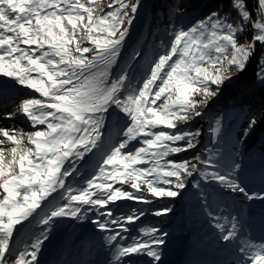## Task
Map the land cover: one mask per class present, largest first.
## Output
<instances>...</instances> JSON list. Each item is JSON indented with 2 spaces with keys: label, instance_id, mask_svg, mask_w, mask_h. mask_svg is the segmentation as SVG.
Segmentation results:
<instances>
[{
  "label": "snow or ice",
  "instance_id": "6c2138e0",
  "mask_svg": "<svg viewBox=\"0 0 264 264\" xmlns=\"http://www.w3.org/2000/svg\"><path fill=\"white\" fill-rule=\"evenodd\" d=\"M141 6L142 0H0V76L37 94L6 116L23 115L28 129L0 127V264H40L51 226L61 218L90 219L105 234L108 264H131L134 256L160 264L168 233L143 226L129 235L149 213L123 202L152 205L181 196L189 184H217L249 201L264 200L235 179L240 164L223 165L216 146L221 120L210 129L211 147L201 149L202 130L191 127L254 57L264 83V0H229L227 10L174 27L154 45L137 79L145 51L128 41ZM174 11L182 14L178 5ZM112 110L124 123L119 139L108 143ZM256 124L252 116L243 137ZM98 153L83 184L70 183ZM171 212L163 207L151 214ZM204 212L218 239L235 245L234 264H264V240L246 237L237 216L222 215L207 199ZM32 221L39 235L13 249L15 234Z\"/></svg>",
  "mask_w": 264,
  "mask_h": 264
},
{
  "label": "rangeland",
  "instance_id": "374dc122",
  "mask_svg": "<svg viewBox=\"0 0 264 264\" xmlns=\"http://www.w3.org/2000/svg\"><path fill=\"white\" fill-rule=\"evenodd\" d=\"M152 0H142V6L139 9V15L135 20L132 28V37L128 41L130 46H134L136 49L141 46L143 39H145V33L147 27L143 19L148 9H150V3ZM103 4H107L108 0H101ZM235 15V13H233ZM202 19V18H201ZM199 20V19H198ZM194 23V22H192ZM147 41V45L150 43ZM145 47V48H146ZM261 46L258 45V50ZM154 48V46H153ZM131 49H129L130 51ZM144 50V49H143ZM154 51V49H153ZM128 51L124 53L121 66H124V62L128 60ZM150 52V49L146 48V53ZM146 55V60L149 61L152 56ZM260 57H254L249 61L247 65L251 63H257V70L255 72V78L259 83H262L258 77L257 72L259 71ZM137 68H143L145 63L137 65ZM246 70V69H245ZM242 71L233 73L232 79L226 81L221 87L227 88L237 81L246 77L249 71ZM139 71H137L138 73ZM139 79V77L137 78ZM227 86V87H226ZM220 89L217 97L209 102L208 107L204 110V115L201 118H197L191 125L192 129H201V149L203 147H211L212 135L210 129L214 126V122L217 118L221 120V134L218 140L220 143L222 140L234 138L231 136L233 133V126L231 122L235 121L234 116L230 114L232 107L224 108L225 93ZM19 95L12 98L10 105L0 111V127H11L15 125L18 128L28 129V123L23 125L19 124L18 117L21 114H17L11 119L5 116L10 112L17 111V106L20 101L24 98L37 96L36 93L22 88ZM232 112V111H231ZM123 120L120 118V114L116 110H112L111 114L106 120V133L105 136L108 138V143H115L119 137L117 133L123 126ZM230 135V136H229ZM217 143V144H218ZM245 145L240 149L241 154L249 153L250 151H244ZM102 153H98L95 156L89 157V163L84 167L80 168L79 173L74 179L70 180V183L83 184V178L88 176L95 168L96 162L101 158ZM193 153H182L179 156L170 157L172 159H183L187 156H191ZM246 157V156H244ZM248 160L247 158H225L223 157V165L225 168H231L235 163L240 164V168L234 173L235 179L240 182L246 189L251 193H264V190L259 191L254 185L250 186V181L245 182L244 176L252 174L258 166L243 170L244 165ZM248 164V163H246ZM198 179V178H197ZM56 195V194H53ZM235 194L230 193L227 189L222 188L217 184L204 185L202 184L200 189L192 187L189 184L188 188L183 191L182 195L174 199L165 198L163 200L155 201L152 205L144 204H132L131 202H123L128 206L143 208L149 213L141 221L137 222V225L132 229L129 235H138V229L143 226L153 225L159 228L162 232H168L173 230L174 234H178L176 240H173L171 235L165 237V244L161 247L162 259L160 264H234L237 256L234 252V244H225L218 239L219 233L210 225L208 218L204 212V200L207 199L214 207L219 205L223 209L222 215H234L237 216L243 223V230L246 237L251 238L254 241L264 240V200H252L249 201L245 197H242V204H237L233 196ZM163 207L172 208V212L160 217H156L151 213L156 209ZM187 210L189 214L187 215ZM127 211V208H125ZM90 218H94L92 214H89ZM40 226L32 221L28 226L25 227L24 231L20 233L21 236L39 235ZM104 233H101L95 228L90 222V219L86 220H74L71 218H61L55 221L49 232V239L43 245L41 252L44 247L49 248L50 257H54L52 249H57L60 242L63 246H59V253L63 257L62 264L71 262L73 258H80L82 264H108L110 259V249L104 240ZM212 240L213 249H209L208 253L204 248L205 242ZM100 242V246L92 247L89 244H97ZM54 251V252H55ZM52 254V255H51ZM47 254H41L39 256L40 264H54L47 263L43 258ZM76 262L72 263L75 264ZM57 264H61L58 262ZM81 264V263H80ZM131 264H151L150 258L146 256H134L131 259Z\"/></svg>",
  "mask_w": 264,
  "mask_h": 264
},
{
  "label": "trees",
  "instance_id": "16d2710c",
  "mask_svg": "<svg viewBox=\"0 0 264 264\" xmlns=\"http://www.w3.org/2000/svg\"><path fill=\"white\" fill-rule=\"evenodd\" d=\"M177 5L182 9V14L174 11ZM228 5L229 0H152L144 21V25L147 27L146 38L143 39L141 46L137 47V50L144 49L145 51V59L141 61V64L145 63V66L137 68L139 71L136 73L137 78L140 76V72L147 67L146 55H149L150 52L146 53V48L150 49L153 54V46L159 45L161 40H166L167 33L174 27H187L188 23H195L213 10L218 8L227 10ZM246 35L250 39L252 34L249 31ZM149 39L151 42L145 48V42ZM245 69V71H249L245 78L229 87L226 86L227 88L221 87L225 93L223 106L224 108L232 107L230 114L236 120L231 122V126H233L231 136L234 138L225 139V142L222 140L216 146L220 149L222 157L227 159L247 158L246 163L248 164H242L244 165L243 170H247L248 166L250 168L258 166L252 174L245 175L244 179L245 182L252 180L250 186L254 185L262 192L264 190V83H259L255 78L257 63H251ZM252 116L256 117L257 124L245 138L243 133ZM244 145L246 147L244 151H250L248 154L240 152ZM186 212L187 215L190 213L189 210ZM147 226L153 225L147 224ZM166 233L171 235L173 240H176L178 236V234H174L173 230ZM212 243V240L205 242L204 250L208 253H210L209 249L214 248Z\"/></svg>",
  "mask_w": 264,
  "mask_h": 264
},
{
  "label": "bare ground",
  "instance_id": "6f19581e",
  "mask_svg": "<svg viewBox=\"0 0 264 264\" xmlns=\"http://www.w3.org/2000/svg\"><path fill=\"white\" fill-rule=\"evenodd\" d=\"M1 85H8L9 87H11L12 88V95L13 94H15L17 91H20L23 87H21V86H19V85H17L16 83H15V81L14 80H12L11 78H9V77H2L1 79H0V86ZM16 112V111H15ZM10 113H13V111L12 112H10ZM7 116V115H6ZM5 116V117H6ZM20 125H22V123L20 122L19 123ZM233 198H234V200H235V202H237V204H242V197H241V195H238V194H235L234 196H233ZM240 204V205H241ZM29 225V223H25V225L23 226V227H21V229L22 228H25L26 226H28ZM20 235V230H19V232H17L16 234H15V238L17 237V239H18V236ZM15 240V239H14ZM15 247V246H14ZM13 247V249H15V250H20V248L18 247V246H16L15 248Z\"/></svg>",
  "mask_w": 264,
  "mask_h": 264
}]
</instances>
